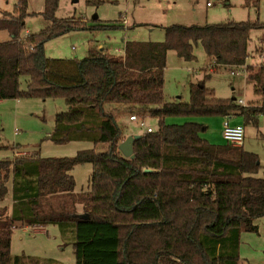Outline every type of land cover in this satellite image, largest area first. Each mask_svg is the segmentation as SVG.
Wrapping results in <instances>:
<instances>
[{
	"label": "trees",
	"instance_id": "obj_1",
	"mask_svg": "<svg viewBox=\"0 0 264 264\" xmlns=\"http://www.w3.org/2000/svg\"><path fill=\"white\" fill-rule=\"evenodd\" d=\"M60 1L44 0L41 14L49 23L36 33H20L27 0H18L14 12L0 13V29L10 34L0 42V99L62 98L66 108L55 113L48 137L94 147L72 157L0 159V199H11L8 213L0 207V264H39L30 256H11L14 223L57 225L72 237L74 264H237L241 230H256L254 219L264 216L258 156L242 146L210 143L196 122L168 124L164 118L239 115L256 124L264 115V60L248 64L247 48L250 31L264 22L170 24L160 41H124L120 55L97 44L82 58L48 57L44 44L54 37L115 27L57 17ZM198 44L214 69L246 64L259 100L241 105L216 96L202 81L190 85L188 101L166 100L167 52L192 61ZM124 112L156 119L150 132L131 131L139 134L133 158L118 149L116 115ZM84 162L91 165L87 188L75 192L70 170Z\"/></svg>",
	"mask_w": 264,
	"mask_h": 264
},
{
	"label": "rangeland",
	"instance_id": "obj_2",
	"mask_svg": "<svg viewBox=\"0 0 264 264\" xmlns=\"http://www.w3.org/2000/svg\"><path fill=\"white\" fill-rule=\"evenodd\" d=\"M210 1L211 5H206ZM61 0L56 10L57 17L81 18L87 25L112 24L109 28H85L71 30L54 37L44 44L48 57L82 58L88 49L99 44L107 52L120 55L124 41H160L164 36L163 26L170 24H206L225 20H255L264 22V0ZM18 0H0V13L14 12ZM44 0H27L24 28L36 33L48 25L41 12ZM10 34L0 29V42L8 40ZM247 63L256 66L264 56V28L252 29L248 42ZM259 50V51H257ZM195 60L186 61L169 50L164 69L163 94L166 100L186 102L189 87L202 81L205 87L213 89L221 98L234 97L249 105L259 100L254 92V83L245 74L233 75L231 66L211 69L203 48H194ZM264 60V59H263ZM62 98H28L0 100V159L14 158L29 154L42 157H72L80 149L94 147L90 141L73 140L64 143L53 142L48 135L54 127V115L64 110ZM127 112L116 115L121 127V141L129 132H143ZM223 119V117H222ZM147 125L156 127V119L145 116ZM230 123L240 122L244 129L243 149L257 154L259 168L256 176L264 177V115L257 123H245L234 115ZM168 124H182L193 121L200 124L199 135L210 143H224L221 136L222 120L218 115H170L164 118ZM119 141V142H121ZM15 146V149L13 150ZM17 148V149H16ZM97 148H100L98 145ZM19 152V155H15ZM91 172L88 162L78 163L70 170L75 181V192L87 188ZM10 196L0 199V207L9 212ZM78 210L81 211L80 207ZM257 229L241 230L238 244L237 264H264V216L254 219ZM10 254L35 258L39 264H74L75 257L72 237L63 234L55 224L21 225L14 223L11 233Z\"/></svg>",
	"mask_w": 264,
	"mask_h": 264
},
{
	"label": "built area",
	"instance_id": "obj_3",
	"mask_svg": "<svg viewBox=\"0 0 264 264\" xmlns=\"http://www.w3.org/2000/svg\"><path fill=\"white\" fill-rule=\"evenodd\" d=\"M206 5H211L210 1L206 2ZM28 32H25V35ZM261 59H264L263 54H261ZM261 60V61H262ZM211 69H214L213 67H210ZM234 69L230 71L231 74L233 75H240V74H245L247 75V69H246V64L241 65V66H233ZM237 103L244 105L243 100L238 99ZM232 115H227L224 116L222 119V128H221V135L224 139L225 142H227L230 145L233 146H242L243 139H244V129H243V124L241 123H230V118ZM128 119L130 121H134L136 125L140 128L143 129L144 132H150L153 130L152 126L147 125L146 121L144 118H140L136 114H131L128 116ZM15 155H19V152H15Z\"/></svg>",
	"mask_w": 264,
	"mask_h": 264
},
{
	"label": "water",
	"instance_id": "obj_4",
	"mask_svg": "<svg viewBox=\"0 0 264 264\" xmlns=\"http://www.w3.org/2000/svg\"><path fill=\"white\" fill-rule=\"evenodd\" d=\"M138 137H139V134H129L126 136L124 140L119 142L118 149L125 157H129V158L134 157L132 144H133V141ZM144 171H151V169L146 168L144 169ZM80 216L87 217V214H80Z\"/></svg>",
	"mask_w": 264,
	"mask_h": 264
},
{
	"label": "crops",
	"instance_id": "obj_5",
	"mask_svg": "<svg viewBox=\"0 0 264 264\" xmlns=\"http://www.w3.org/2000/svg\"><path fill=\"white\" fill-rule=\"evenodd\" d=\"M27 30H25V32H26ZM98 46H99V44H98ZM210 62V61H209ZM248 62V61H247ZM249 64V63H248ZM252 64V63H251ZM1 100V99H0ZM244 104V103H243ZM221 120H222V117H221ZM235 123H240V122H235ZM234 124V123H233ZM221 132V131H220ZM131 132H129V134H130ZM128 134V135H129ZM131 134H133V133H131ZM222 136V135H221ZM223 138V137H222ZM243 145H244V139H243V143H242V147H243ZM15 149V147L13 148V150ZM17 149V148H16Z\"/></svg>",
	"mask_w": 264,
	"mask_h": 264
}]
</instances>
